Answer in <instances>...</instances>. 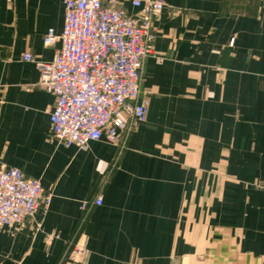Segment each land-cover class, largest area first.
Masks as SVG:
<instances>
[{"label":"crops","instance_id":"crops-1","mask_svg":"<svg viewBox=\"0 0 264 264\" xmlns=\"http://www.w3.org/2000/svg\"><path fill=\"white\" fill-rule=\"evenodd\" d=\"M166 1L146 120L124 147L101 138L84 151L52 133L56 96L38 84L63 0H0V168L52 194L0 229V264H264V1Z\"/></svg>","mask_w":264,"mask_h":264},{"label":"built area","instance_id":"built-area-1","mask_svg":"<svg viewBox=\"0 0 264 264\" xmlns=\"http://www.w3.org/2000/svg\"><path fill=\"white\" fill-rule=\"evenodd\" d=\"M120 1L63 0V31L57 35L50 29L45 36L46 44L59 41L61 46L51 61L37 62L38 84L56 96L50 129L66 146L85 151L92 141L105 138L124 147L126 136L147 118L145 62L155 54L153 23L167 1L129 0L140 9L136 17ZM24 59L36 61L31 53ZM51 201L39 179L15 166L0 168V229L24 224ZM92 203L101 205L103 196ZM77 246L70 254L82 258L86 248Z\"/></svg>","mask_w":264,"mask_h":264}]
</instances>
